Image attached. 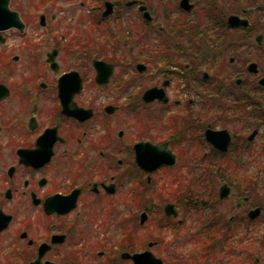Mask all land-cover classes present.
<instances>
[{
    "label": "flooded vegetation",
    "instance_id": "af4514ba",
    "mask_svg": "<svg viewBox=\"0 0 264 264\" xmlns=\"http://www.w3.org/2000/svg\"><path fill=\"white\" fill-rule=\"evenodd\" d=\"M64 2L0 0V264H134L123 255L145 252L160 259L153 252L158 241L136 247L143 242L133 232L137 220L141 232L153 223L155 232L174 233L169 248L180 233H204L199 248L175 255L178 263L236 260L231 235L246 234L259 220L249 213L263 207L251 202L237 170L264 129V70L255 61L235 70L233 58L223 70L212 67V58L223 62L225 49L217 48L230 39L236 49L249 46L256 34L249 13L238 0H87L92 22L106 25L94 43L91 22L85 33L79 17L64 19ZM108 5L112 12L104 17ZM233 16L249 27H230ZM128 21L130 30L121 31ZM253 40L262 47L264 34ZM150 90L155 99L146 102ZM126 112L136 116L135 137L114 145L111 118ZM139 144L164 148L175 166L145 171L137 163ZM179 166L187 178L154 188L159 174ZM199 181L205 190L194 193ZM225 186L230 196L221 199ZM147 190L164 202L153 199L145 208ZM167 206L175 207L173 216ZM235 211L245 218L223 215ZM130 216L136 219L128 231ZM117 219L121 240L110 242ZM253 251L242 252L245 264Z\"/></svg>",
    "mask_w": 264,
    "mask_h": 264
},
{
    "label": "rangeland",
    "instance_id": "374dc122",
    "mask_svg": "<svg viewBox=\"0 0 264 264\" xmlns=\"http://www.w3.org/2000/svg\"><path fill=\"white\" fill-rule=\"evenodd\" d=\"M70 2L69 4L66 3ZM240 1L241 8L239 6V10H247V14L249 13V19L251 20V23L254 25V32L256 34H254V36L252 37V40L249 43V46H239V49H236L237 46H235L234 44H230L233 43L232 39H230V42H228V44H226V46L224 48H220L218 47L217 49H225V53L223 55L222 59V63H220L219 61L217 62L216 58H212V67L216 66H222L223 70H225V67L229 65V60L231 58L235 59L237 61V63L234 65V67H232L233 69H238L240 70L243 66H244V62L245 61H255L256 63L259 64L261 70H264V45L262 47H258L256 46V44L254 43V37L256 35H260V34H264V4L260 5L263 3L262 0H238ZM257 1L258 3L254 2ZM81 3H85V6H82ZM235 6L236 4H232L230 3L228 5L227 8L232 9V6ZM93 6V5H91ZM96 7L99 6V4H95ZM71 7H74L71 9ZM200 9L202 8V4H200ZM224 8V9H227ZM200 9H197L195 11V13L193 14L192 17H199V13H200ZM90 6L87 4V0H65L64 2V19L66 20H71L72 18H77L79 17V19L81 21H83V23H85V27L81 30V32H86L85 28L90 24L91 22V26H92V33L95 35V42L97 43L98 41V37L96 38V35L104 33L105 32V28L106 25L105 24H100L98 25V23H93L92 22V18L91 15L89 13L90 11ZM222 11V10H221ZM224 13L226 14V11H224ZM218 14V13H216ZM239 15H241L242 17L246 16V15H242L241 13H239ZM130 23L129 21L125 24V25H120L121 26V31L124 30L125 28L127 30H130V25L128 24ZM201 24H205V22ZM207 25V23H206ZM115 25H111V32L112 33H116V34H120V31L118 29V27H114ZM241 36V35H239ZM236 39V38H235ZM122 39L118 41H116L115 43V47L118 48H123L122 44H124L122 41ZM238 41H240V37H238ZM112 51V49H110ZM211 66V65H209ZM210 73H212V75H215V71L214 70H210ZM216 76V75H215ZM150 82L148 83L145 82L144 88L149 87ZM263 95V94H262ZM257 96V95H256ZM258 97V96H257ZM252 110V109H251ZM255 110V108H254ZM254 110L252 112H254ZM257 110L260 112V110L257 108ZM151 110H147L144 109L143 110V114H148L151 113ZM261 113V112H260ZM111 122H112V128H111V132H112V136H113V142L114 145H119L121 143H126L127 141L130 142L131 137H135V133L136 130L135 128H131L132 125H134V123L136 122V116L135 114H131L130 112H126V114L122 113V114H117L115 117L111 118ZM120 131H124L125 133V137L123 139H120L118 137V134ZM148 133V132H147ZM147 135V134H146ZM149 135H151L153 138L155 137V135H152V133L149 132ZM250 158V159H249ZM246 165L241 166L237 172H238V176L237 178L239 179L238 182H240L243 185H247L246 188H248L250 190V195L252 196V200L251 202L254 205H261L264 206V129L261 130L260 136L257 139L255 145L253 146V150H251V152H249V154H246ZM184 171L186 172V169L182 168V167H177L174 170L170 171H166L165 173H161L156 177L155 180V184H154V188L155 189H162L165 187L166 183H170L173 184V179L176 181L181 177H186V174L184 173ZM193 177V176H192ZM195 177V176H194ZM187 178V177H186ZM172 180V182H171ZM219 185H217L218 188ZM193 187H195L193 189L194 193H203V188L204 185L199 181L198 183H194ZM202 188V189H201ZM216 188V189H217ZM153 189V188H152ZM205 190V188H204ZM147 195L144 198V205L145 208L146 207H150L151 201L153 200V202L156 205L160 206V203H163L164 201H162V197L159 195L156 191V193H151L149 190H147ZM184 210V214H185V210L186 211H191L190 214H195L197 213V211H192L189 208H182ZM226 210V207L222 208ZM135 211V210H134ZM199 214H201L202 212H207V211H198ZM220 213V212H219ZM223 215L226 216L227 219H229L232 215H239L241 218H245V216H243L242 212H237L235 211V213H231V214H227L224 213ZM136 218L133 216L128 217L127 220L130 225H128V231L130 229L131 226H134V220ZM158 219V218H157ZM161 218H159L157 220V222L160 220ZM123 220L117 219V222H114V227L112 228L111 233L107 234V239L110 240V242L114 241V242H119L121 240V233H120V229L121 226L123 225ZM133 222V223H132ZM136 222V221H135ZM122 224V225H121ZM137 226V228H135V231H133L135 233V235H141L142 236V245L141 244H136L137 248H143L144 250L148 249V244L151 241H158L160 246L157 248L153 249V252L157 255V257H159L161 260L165 261V264H181L180 262L178 263V261L175 260V255L176 254H181L182 256L190 253V251L196 250L197 248H199L200 244L202 242H204L205 240V235L204 233L201 232H184V233H180V237L175 240V242H173V244H171L172 246L169 248L168 244L166 243L169 239H175L174 237V233L169 232V230L164 229V230H159L158 232L156 231V228L154 227L153 223H150L149 226L145 229L139 231L138 229V220L135 224ZM250 228L247 230L246 234L241 233H235L231 235V242L235 243V249L239 250L240 256L238 258L233 257L239 259L241 264H245V261L243 259V254L242 252L244 251V253H247V249L250 248V246H253V258L250 259L249 263L250 264H264V214L261 217V219H259L258 221H256L255 223L249 224ZM131 232V233H133ZM136 240L133 241V243H135ZM138 243V242H136ZM133 246V245H132ZM125 248V247H124ZM134 248V247H133ZM110 249H114L113 245L110 244ZM174 257V258H173ZM197 258H199L198 256H196ZM181 258V257H180ZM195 258V257H194ZM185 259V258H184ZM200 260V258H199ZM197 260L194 261L193 258L189 259L188 261L182 263V264H215V261H208L207 263H204V261L202 260L201 262ZM235 259L233 260L232 258H228L227 262L225 261L224 264H240L239 262H237ZM257 260H259V262H257ZM199 262V263H196Z\"/></svg>",
    "mask_w": 264,
    "mask_h": 264
},
{
    "label": "water",
    "instance_id": "95a60500",
    "mask_svg": "<svg viewBox=\"0 0 264 264\" xmlns=\"http://www.w3.org/2000/svg\"><path fill=\"white\" fill-rule=\"evenodd\" d=\"M108 11L104 14V17H107L109 14H111V5H108ZM228 24L230 27L236 28V27H243L248 28L249 27V21L241 19L239 17L233 16L229 18ZM261 41V37L258 38V42ZM97 66H103L102 63H97ZM144 69L143 67H141ZM141 69V70H142ZM250 71L254 74H257V67L255 65H252L250 67ZM112 75V68L107 66V83ZM264 84V81L262 82ZM154 92L155 90H150L145 95V101L146 102H152L155 99ZM136 152H137V163L141 168H143L147 172H154L158 170L159 168L163 166H175L176 160L173 155L167 153L164 151V148H157L155 146L149 145V144H139L136 146ZM158 156V158H157ZM230 196V190L228 187H223L221 190V199H227ZM175 207L174 206H167L166 213L168 216L171 215V211L174 212ZM261 211L260 209L251 213V218L255 219L260 215ZM148 216L146 214H143L141 217V225H145L148 221ZM153 245L151 244L150 247ZM124 259H130L133 261L134 264H163V262L160 259H157L151 254L150 252H145L143 254H137L134 256H131L129 254L123 255Z\"/></svg>",
    "mask_w": 264,
    "mask_h": 264
},
{
    "label": "bare ground",
    "instance_id": "6f19581e",
    "mask_svg": "<svg viewBox=\"0 0 264 264\" xmlns=\"http://www.w3.org/2000/svg\"><path fill=\"white\" fill-rule=\"evenodd\" d=\"M213 144V146L215 147V148H217L216 147V145L214 144V143H212ZM225 148H226V146H225ZM218 149V148H217ZM243 203H244V200H242V201H240L239 202V208H242V206H243ZM256 206H258V205H256ZM261 206V205H260ZM264 207V206H263ZM263 207H257L255 210H252L250 213H249V215H248V218L250 219V220H256V219H261V217L263 216V214H264V208ZM260 209V211H261V213H260V215L257 217V218H255V219H253V218H251V213H253V212H255V211H257V210H259Z\"/></svg>",
    "mask_w": 264,
    "mask_h": 264
},
{
    "label": "trees",
    "instance_id": "16d2710c",
    "mask_svg": "<svg viewBox=\"0 0 264 264\" xmlns=\"http://www.w3.org/2000/svg\"><path fill=\"white\" fill-rule=\"evenodd\" d=\"M251 30H252V29H251ZM251 30H250V31H251ZM263 239H264V236H263Z\"/></svg>",
    "mask_w": 264,
    "mask_h": 264
}]
</instances>
